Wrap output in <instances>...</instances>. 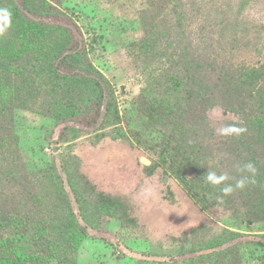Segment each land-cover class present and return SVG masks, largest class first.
I'll use <instances>...</instances> for the list:
<instances>
[{"label":"rangeland","instance_id":"1","mask_svg":"<svg viewBox=\"0 0 264 264\" xmlns=\"http://www.w3.org/2000/svg\"><path fill=\"white\" fill-rule=\"evenodd\" d=\"M20 1H0V9L20 12L15 18L0 12V41L21 53L18 56L44 47L49 55L60 46L58 26H63L73 35L74 45L79 40L80 64L102 88V115L95 127L70 122L71 128H66L67 123L50 109L64 110L66 105L54 98L43 105L29 99L27 109L15 108L0 123V137L9 150L2 165L9 169L14 164L16 172L20 166L19 173L31 178L24 181L27 202L22 206L38 218L53 208L47 219L64 232L72 219L65 191L79 221L88 220L87 235L72 263L264 264V206L256 207L260 200L251 193L253 180L225 194L223 183L212 185L204 177L202 182L184 184L168 164V155L179 151L200 160L199 143L204 148L209 139L203 141V136L209 133L215 134L210 144L226 142L217 166L221 173L229 174L241 165L244 154L257 150L253 143L242 148L241 131L236 129L239 124L249 128L248 120L258 122L264 100V0H45L47 11L54 14L42 16L27 14ZM33 4L38 3L29 7ZM33 19L45 22L36 27L37 33L30 31ZM48 37L52 39L44 40ZM222 67L230 69L231 85L239 84L240 90L229 93L225 88L230 85L213 87L224 79ZM22 73L21 68L15 69L8 84L2 74L0 93L19 98L25 87L14 83L23 81ZM257 74L259 90H254L248 84ZM31 75L41 83L45 97L59 95L75 101L85 86V79L76 75L73 80L64 79V73L54 80L47 72ZM88 90L91 96L92 84ZM239 92L250 99L245 108L248 115L230 110L224 101ZM148 103L151 108L144 109ZM186 122L196 135L186 136ZM173 141L182 143L176 152L170 145ZM205 154L210 155V148ZM261 159L264 162V153ZM203 161L199 170H204ZM80 173L97 191L121 202L125 211L122 207L97 213L79 206L75 197L82 185ZM191 173L189 167L186 175ZM237 173L235 182L244 177L242 170ZM68 179L75 187H69ZM194 191L204 193L207 206ZM45 194L48 208L42 209L39 197ZM59 196L64 200L59 201ZM248 218L250 223L244 221ZM55 238L56 233H50V239ZM41 245L36 242L38 255L44 252ZM56 259L55 254L47 255L41 264H60Z\"/></svg>","mask_w":264,"mask_h":264},{"label":"trees","instance_id":"2","mask_svg":"<svg viewBox=\"0 0 264 264\" xmlns=\"http://www.w3.org/2000/svg\"><path fill=\"white\" fill-rule=\"evenodd\" d=\"M20 2H22L23 9L27 14L37 16H42L43 14H54V12L47 11L48 6H46L45 0H21ZM31 3L38 4L37 6L33 4L34 6H31L30 8L29 4ZM25 12L23 13L22 11V15H27ZM11 16H13V18L19 17L20 12L15 9L11 13ZM32 21L33 23L30 27V31L32 32H36L35 29L38 25L45 23L44 21L40 20L35 21V19H33ZM58 27L62 31V40L60 42L59 48L55 50L53 54L50 53L49 55L44 53V47L43 49L41 48V52L33 50L31 52H26V54L23 56H18L21 53L13 52L11 47L8 48V43L4 44V42L2 43V41H0V79L1 75L4 74V77L8 81V84L10 82V79L14 78L12 75H15V69L17 68H21V70H23L24 72L22 74L23 76H25L23 78V81L14 83L17 88L18 86L25 87V92L20 93L19 98L17 96L12 97L0 93V123H2V121L5 122L7 119H9L10 114L15 108L19 107L22 109H27L26 105L28 104L29 99H34L35 104L39 102L43 105V103H46L45 101L48 98H54L55 101H57L59 104L66 105L64 110L54 109L53 107L50 109L52 113L55 112L61 117V121H65L67 123L65 127L68 129L71 128L68 126L70 122H74L78 125H83L86 128H92L95 127V125L101 118V101L103 99L101 84L96 80H91L93 77L88 76L90 71L86 69L83 64H80V45H78L79 40H77V44L74 45L75 39H73V35L69 31H67V28L60 25ZM147 34L149 35V33ZM50 39L52 38L48 37L44 40ZM147 39V36H145L144 41L146 42ZM36 43H38V41H36ZM28 50L29 49L27 48L26 51ZM41 56L46 57L41 58ZM58 64L62 66L64 65V67L59 70L60 68L58 67ZM32 65H34V71L30 70V66ZM222 68L225 69L224 79L220 82H214L213 87L221 89V87H227V85H230V87L225 88L229 93H233L235 89L240 90L241 86L239 84L235 85L236 88H233L231 85L232 73L230 69L224 67ZM197 70L200 71V67ZM43 72L49 73V78L51 80L57 78L58 75L62 77V73H64L65 75L64 79L67 80H73V76L76 75L85 79V86L81 89V92H79V94L77 93L78 96L77 100L75 101L69 97L59 98V95L57 97H45L43 96L40 88L42 86L41 83L33 79L31 75V73H33L35 76L37 74H42ZM41 77L44 78V80H48V76L41 75ZM259 77L260 74H257L253 79H250V82L248 84L252 86L254 90H257L258 88L257 78ZM90 84L93 85L94 90L92 92V95L88 96V87ZM1 86L2 85L0 83V87ZM36 88L40 89L38 91L41 92L32 91V89L36 90ZM246 91L248 92V88ZM67 93L63 95H66ZM246 95L247 93L243 94L242 92H239V94L236 95H229L228 98L230 100L224 99V101L229 104L228 107L230 110L235 111L239 114L245 113L248 115V113L245 111V108L250 105V99H246ZM15 101H20L18 102L19 104L21 103L20 106L19 104L18 106H15ZM151 102H154V98ZM78 103L80 106H77ZM68 104H70L69 109ZM71 106H73L74 109H72ZM259 107L260 109L257 118L258 122H256V119L248 120L247 124L250 126L249 128H246L245 124L237 125V128L244 129V131L240 132L238 144L242 148H244L243 145L253 143L254 147H257V150H253L250 155L244 154L243 162H241V165H239L237 168L234 166V168L236 169L242 168L243 165L249 162L255 165L256 173L254 176L252 175V173L246 170H242V172L244 177H248L249 180L252 179L254 182V185H252V187L255 186V189H251V193L254 195L255 199L260 200V204L256 207L264 206V187H261V185L264 186V162H262L263 160L261 159V155L264 153V100L260 102ZM143 108L149 110L151 108V105H149V103L144 104ZM105 112L107 114V107H105ZM73 118H76V121H74ZM173 119L174 116L173 118H170L169 122L171 123ZM188 123L190 124V122H186L183 125L184 133L187 137L193 134L192 131L188 128ZM7 124L10 125V123L8 122ZM0 128L3 127L0 126ZM6 128H8L7 125ZM251 131H253V133H250ZM193 135H196V133H194ZM214 137L215 134L213 133H209V135L203 136V141L205 139L209 140L204 148H202V145L199 143V150H197V154L199 155L200 160L196 158H190V156L186 154L185 151L176 152L177 148H181L182 143L177 144V141H173V144L170 143L172 149H174L173 152L176 153H170V155H168V164L170 166V169L178 175V177L184 184L189 185L194 181L202 182L203 177L206 178L205 175H207L208 171H216L217 174H221V169L217 166L222 163L221 159L223 158L222 154L224 153V146L226 142L223 140H219L217 142V145L210 144V139ZM5 144H7L6 139H4V137H0V264H41L44 263L47 255L53 256V254L57 256L56 260L60 262V264H74L72 263L74 262V252L77 251L81 239L84 238L85 235H87L88 220H85V224H82L81 221H79L77 212L73 209L71 200L65 191L64 198L67 199L68 207L70 210L69 213L72 216V219L68 226L63 230L64 232H60L55 223L52 221H48L47 219V213L51 212L53 208L45 212L39 218L35 217L33 213H31L28 209H25L22 206L27 202V198L25 197L24 193V181L31 180V178L22 176L23 172L19 173V170L21 169L20 166L18 167V170L16 172L14 164H10L9 169H6L4 165H2L7 161V154L9 153V150L7 149ZM11 148L13 149V151L17 150L15 146L13 148L12 144ZM207 148H210V155L205 154V150ZM258 150H261L259 155L257 153ZM168 152V149H166L165 153ZM200 153H202L201 156ZM200 157L203 158L201 159ZM201 160H204V170H199L201 168ZM187 166L192 168L191 175H186L189 171V167ZM236 169L229 173V175L233 179L228 182H230V184L232 185H234L233 183L235 182L238 174V171ZM152 171L153 169L152 167H150L148 172L151 173ZM198 171H200L203 175H199ZM43 180H45V177L44 179H42V181ZM78 180H82V185L77 190L78 194L75 197V199H77L75 201L80 203L79 206H86L88 208L90 207L91 211L97 213H105L116 208L121 209L122 207L124 208H122V210L125 211V206L122 205L121 202L113 199L103 191H97L96 186L91 184L83 174L80 173ZM68 183L71 185H69V187H75L74 183H71L70 179H68ZM38 189L39 188L35 190L40 192L41 188L39 190ZM15 191L18 193V196L15 194ZM194 194L197 197L200 196L202 202L207 206L208 199L204 196V193L199 194V192L194 191ZM212 196L213 195H211V197ZM47 197L48 196L46 194L39 197V204L41 207L43 206L42 209L48 208ZM64 198L59 196L58 200L62 201L64 200ZM29 209L33 211L32 207H30ZM79 214L83 221V212L80 211ZM126 216L127 214L124 215L125 219ZM206 220L207 219H204L203 221ZM246 220L244 221L247 223H250L252 221V219L250 218ZM128 221L134 223L132 219H129ZM194 231L196 232V230H193V232ZM50 233H56V238L51 240ZM33 238L37 240L34 241ZM225 241H227V238H225ZM36 242L40 245L42 244L41 246H44V252L40 255L37 254L38 248H35ZM61 243H64L65 246H59V244Z\"/></svg>","mask_w":264,"mask_h":264},{"label":"clouds","instance_id":"3","mask_svg":"<svg viewBox=\"0 0 264 264\" xmlns=\"http://www.w3.org/2000/svg\"><path fill=\"white\" fill-rule=\"evenodd\" d=\"M0 12L6 13L9 18L11 16V13L7 9H0ZM0 31H2V29H0ZM236 131H244V129H236ZM241 170H246L252 173L253 176L256 173L255 165L251 162L243 165L242 168H238V171H241ZM206 179L212 185H220L223 183L224 187L221 190L225 194H230L232 191H234L235 188L245 187V184L249 181L248 177H242L239 180H236L235 185L228 184L225 182L233 178L227 172L217 174L216 171H208Z\"/></svg>","mask_w":264,"mask_h":264}]
</instances>
